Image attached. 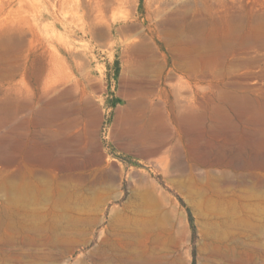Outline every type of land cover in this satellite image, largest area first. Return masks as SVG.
<instances>
[{
    "label": "rangeland",
    "instance_id": "rangeland-1",
    "mask_svg": "<svg viewBox=\"0 0 264 264\" xmlns=\"http://www.w3.org/2000/svg\"><path fill=\"white\" fill-rule=\"evenodd\" d=\"M0 264H264V0H0Z\"/></svg>",
    "mask_w": 264,
    "mask_h": 264
}]
</instances>
